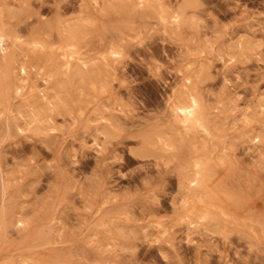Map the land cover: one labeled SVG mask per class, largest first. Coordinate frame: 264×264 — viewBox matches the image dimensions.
Wrapping results in <instances>:
<instances>
[{
	"label": "rangeland",
	"instance_id": "obj_1",
	"mask_svg": "<svg viewBox=\"0 0 264 264\" xmlns=\"http://www.w3.org/2000/svg\"><path fill=\"white\" fill-rule=\"evenodd\" d=\"M0 31V264H264V0H0Z\"/></svg>",
	"mask_w": 264,
	"mask_h": 264
},
{
	"label": "bare ground",
	"instance_id": "obj_2",
	"mask_svg": "<svg viewBox=\"0 0 264 264\" xmlns=\"http://www.w3.org/2000/svg\"><path fill=\"white\" fill-rule=\"evenodd\" d=\"M173 18L179 23L180 22V20H181V17H180V14H176V15H174L173 16ZM174 21V20H173ZM8 36V35H7ZM5 40H6V36H5V34H3V33H1V31H0V43L1 44H4V42H5ZM1 46V45H0ZM2 47V46H1ZM65 56H68L67 54H64ZM63 55V56H64ZM62 56V55H61ZM60 56V57H61ZM82 57V56H81ZM64 65H65V67L68 69H70L71 67V63H70V61H69V59H67V61L64 63ZM64 67V66H63ZM27 66H26V64H21V70H23L24 72L25 71H27ZM21 91V86H18L17 87V93L18 92H20ZM56 106L57 107V105L56 104H54L53 103V106ZM60 105H61V103H60ZM59 105V106H60ZM41 111V110H40ZM183 113H184V120L186 121V120H188V121H191V122H197V121H199V119H200V117H199V115H198V111H197V109H196V106H192V105H189V106H184L183 107ZM36 115H38V114H36ZM40 118V117H39ZM44 119V118H43ZM40 120V119H39ZM183 120V121H184ZM43 122H44V120H43ZM40 124V123H39ZM195 123H193V125H194ZM184 125V124H183ZM165 144V146L167 145L168 147L170 146V144H169V142H165L164 143ZM194 182V181H193Z\"/></svg>",
	"mask_w": 264,
	"mask_h": 264
},
{
	"label": "snow or ice",
	"instance_id": "obj_3",
	"mask_svg": "<svg viewBox=\"0 0 264 264\" xmlns=\"http://www.w3.org/2000/svg\"><path fill=\"white\" fill-rule=\"evenodd\" d=\"M152 180H153V182L157 183L158 185L161 184V181L159 180V178L155 174H153ZM158 194L162 195L163 193L160 192ZM158 264H160V262H158Z\"/></svg>",
	"mask_w": 264,
	"mask_h": 264
}]
</instances>
